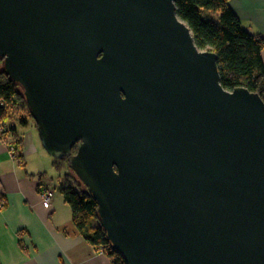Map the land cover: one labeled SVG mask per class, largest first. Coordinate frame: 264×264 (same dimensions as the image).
Listing matches in <instances>:
<instances>
[{
  "label": "water",
  "instance_id": "obj_1",
  "mask_svg": "<svg viewBox=\"0 0 264 264\" xmlns=\"http://www.w3.org/2000/svg\"><path fill=\"white\" fill-rule=\"evenodd\" d=\"M0 60L125 264H264V101L175 0H0Z\"/></svg>",
  "mask_w": 264,
  "mask_h": 264
},
{
  "label": "crops",
  "instance_id": "obj_2",
  "mask_svg": "<svg viewBox=\"0 0 264 264\" xmlns=\"http://www.w3.org/2000/svg\"><path fill=\"white\" fill-rule=\"evenodd\" d=\"M228 5L244 29L264 39V0ZM261 57L264 64V47ZM25 128L14 151L0 135V264H111L74 229L69 205L54 189L58 169L51 170L49 154ZM43 187L53 189L48 208L39 196Z\"/></svg>",
  "mask_w": 264,
  "mask_h": 264
},
{
  "label": "trees",
  "instance_id": "obj_3",
  "mask_svg": "<svg viewBox=\"0 0 264 264\" xmlns=\"http://www.w3.org/2000/svg\"><path fill=\"white\" fill-rule=\"evenodd\" d=\"M175 10L190 28L194 43L201 49L216 53L220 84L226 89L243 86L257 92L264 101V64L261 57L264 39L241 26L228 0H175ZM19 90L16 84L7 79L0 65V135L8 138L9 148L13 151L21 143L16 125L25 127L27 118H31ZM14 106L26 108L28 115L11 118L7 109ZM16 155L20 160L22 154ZM69 176L72 183H61L58 191L69 205L74 229L87 242L98 247L111 264H125L123 258L109 246L95 215V202L85 185L75 174ZM93 221L98 223L94 224Z\"/></svg>",
  "mask_w": 264,
  "mask_h": 264
},
{
  "label": "rangeland",
  "instance_id": "obj_4",
  "mask_svg": "<svg viewBox=\"0 0 264 264\" xmlns=\"http://www.w3.org/2000/svg\"><path fill=\"white\" fill-rule=\"evenodd\" d=\"M19 93H21L20 90H19ZM12 108L13 109H10V108L7 109L8 110L7 113L8 114L10 113L12 115L11 118H18V117L21 118L24 115L25 116L28 115V112H27L26 108H23L22 106H14ZM27 121H28V125L26 126L25 129L29 130L31 132V134H33L35 142L38 144V146L40 148H42L40 140H39V137L37 135V131H36L35 125H34V121L32 120V118H27ZM14 122H15V124H17L16 121H14ZM16 128H17L18 132L21 133L23 127L21 125L17 124ZM49 158H50V161H51L50 165H52V166H50L51 170L53 169L54 171H56V169H58L57 172H56L57 175L55 176L54 181H53V185L55 187V192L59 193L58 186L61 183L63 184L65 182L66 183L67 182L68 183H72L69 174H71V175H74V174H73V172H71V170H69V168L67 167L66 161L64 159H57V158L52 157L51 155H49ZM58 171H60L61 173L60 172L58 173ZM0 204H1V199H0ZM48 207H45V208H48ZM93 223L97 224L98 222L97 221H93Z\"/></svg>",
  "mask_w": 264,
  "mask_h": 264
},
{
  "label": "built area",
  "instance_id": "obj_5",
  "mask_svg": "<svg viewBox=\"0 0 264 264\" xmlns=\"http://www.w3.org/2000/svg\"><path fill=\"white\" fill-rule=\"evenodd\" d=\"M52 194H53V189H51L49 187H45V188L43 187L40 190L39 196H40V199L42 201V205L44 207H48L50 205V201H51Z\"/></svg>",
  "mask_w": 264,
  "mask_h": 264
},
{
  "label": "flooded vegetation",
  "instance_id": "obj_6",
  "mask_svg": "<svg viewBox=\"0 0 264 264\" xmlns=\"http://www.w3.org/2000/svg\"><path fill=\"white\" fill-rule=\"evenodd\" d=\"M65 160V159H64Z\"/></svg>",
  "mask_w": 264,
  "mask_h": 264
}]
</instances>
